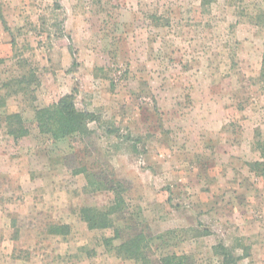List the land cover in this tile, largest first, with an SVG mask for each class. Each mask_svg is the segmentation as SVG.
<instances>
[{"label":"rangeland","instance_id":"obj_1","mask_svg":"<svg viewBox=\"0 0 264 264\" xmlns=\"http://www.w3.org/2000/svg\"><path fill=\"white\" fill-rule=\"evenodd\" d=\"M0 12V264H141L79 219L110 204L91 182L112 177L132 218L172 230L167 248L191 264H218V243L264 264V0H0ZM69 93L95 115L90 132H40L35 108Z\"/></svg>","mask_w":264,"mask_h":264},{"label":"trees","instance_id":"obj_2","mask_svg":"<svg viewBox=\"0 0 264 264\" xmlns=\"http://www.w3.org/2000/svg\"><path fill=\"white\" fill-rule=\"evenodd\" d=\"M259 22L264 23V13L257 15ZM0 21L6 29L5 20L0 12ZM259 76L264 79V52L262 53ZM4 106L0 97V108ZM7 131L19 137L26 133V126L17 112L4 114ZM35 123L40 132L49 134L54 139L68 137L73 134L87 135L90 132L89 121L95 115L88 110H79L73 102L71 93L59 97L56 101L34 110ZM260 156L264 159V141L256 140ZM92 179L95 189H108L112 193V201L105 207L82 205L78 208L79 219L89 229L111 230V236L103 238L104 246L116 256L130 259L141 264H191L192 255L170 251L167 238L172 230L153 234L141 220H134L128 212L129 204L125 198L124 184L112 177L106 182ZM120 222V225H117ZM53 233L65 235L69 232L67 224L56 225ZM221 257L218 264H237V257L221 243L213 247Z\"/></svg>","mask_w":264,"mask_h":264}]
</instances>
